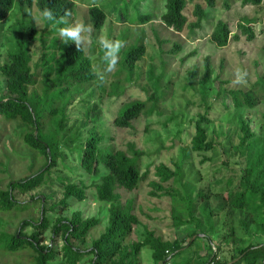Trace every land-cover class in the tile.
<instances>
[{
  "label": "rangeland",
  "instance_id": "374dc122",
  "mask_svg": "<svg viewBox=\"0 0 264 264\" xmlns=\"http://www.w3.org/2000/svg\"><path fill=\"white\" fill-rule=\"evenodd\" d=\"M76 3L75 13L69 18V23L82 22L92 25L89 19V8L96 5L107 14V21L101 30H93L90 46L85 50L91 57L96 78L91 83L73 87L75 96L66 109V130L69 135L66 141L74 140L77 133H87L89 126L85 124L86 103L96 104L100 109L99 130L106 136L105 146L114 150H123L131 154L130 146L135 144L137 149L144 152L140 160V168L148 177L139 187L130 192L118 190L121 194V205L126 207L133 202V213L137 216L139 224L134 228L125 244L131 245L143 241L149 234L165 241H180L187 244L192 227L182 225L176 227L173 220L178 213L173 207L169 196L154 197L150 195L153 190L151 183L159 181L156 169L166 164L176 169L180 161L182 148L191 145L195 133V121L208 110L212 120L209 131V140H213L215 148L212 151L197 154L191 153L190 162L185 169L186 182L196 180V186L208 183L213 194L211 204L214 209H221L214 220L217 229L225 233L233 223L230 208L220 206L227 197V184L232 179L234 187L239 183L241 176V162L238 146L241 142V120L249 122L252 131L264 135V1L260 6L243 5L242 0H216L214 7H208L205 0H189L186 15L189 24L197 22L194 15L195 5L201 4L207 16L199 27L189 25L183 32H176L162 22L167 0H73ZM228 1L229 7L226 6ZM126 22H121L119 15L125 14ZM37 6H19L10 13L8 23L0 24V64L7 62L9 53L17 48L19 37L16 32L19 26L35 21L37 30L36 41L32 47L34 61H39L43 53L48 50L52 42L57 39L56 55H61V48L65 45L58 37L57 32L52 33L53 27L43 35L45 24L38 26L36 17L39 14ZM150 15L152 20L139 24V16ZM255 22L256 38L247 41L241 36L239 41H230L229 45L219 48L211 42L212 31L219 20L228 21L234 34H239L238 25L244 19ZM123 21V20H122ZM93 26V25H92ZM94 29V28H93ZM104 36L109 40L125 41L127 50L135 45L144 44L146 53L137 62V66L130 75L121 70L124 53H119V62L115 70L107 73L106 62L103 60L104 49L98 43V37ZM28 38L24 32L22 39ZM181 49L171 53L174 47ZM47 47V49H46ZM211 58L213 67L212 82L209 84L207 95H202L200 83L205 72V59ZM35 67V65H34ZM237 70L248 73L245 84H235ZM196 75L192 78L191 73ZM38 85L31 88L40 92L42 69H39ZM103 77L101 80L100 77ZM7 79L0 76V100L8 96ZM233 92H249L255 97L256 106L249 108L244 105L237 108ZM148 101L149 108L154 107L152 115H142L133 122L132 128H117L113 120L118 116L119 110L126 104L134 101ZM20 122H7L0 116V192L8 189L13 180H20L36 174L45 163L46 158L29 148L24 140ZM31 129V128H30ZM29 130V129H28ZM80 133V134H81ZM79 135V134H78ZM79 143H73L77 146ZM64 159H59L58 166L48 176L46 184L40 188L15 196L21 202H30L35 198L47 197V205L56 204L64 198L65 185L85 184L87 199L84 202L71 201V209L62 213L64 217H71L73 212L80 211L85 218L97 217L101 225L90 233L85 243L73 241V245L86 250L92 246L106 230L109 220L110 205L98 200L93 184L97 178L85 174L77 160L72 159L76 153L63 147ZM77 159V158H76ZM62 179V180H61ZM194 185V184H193ZM169 190L178 187L174 181L164 184ZM160 192V191H158ZM223 193L215 195V193ZM161 193V192H160ZM40 205L26 212L12 210L0 211V233L12 234L17 231L24 220L37 221L40 217ZM31 234L32 229H28ZM241 244L236 245L231 240L225 241L220 236L211 234L213 250L209 241L194 238L191 253L198 257L197 264H204L206 258L213 254L216 259L211 264L231 263L237 250L247 247L250 243L264 241V237L251 238L249 231H242ZM197 240V241H196ZM49 242V241H48ZM63 246L60 238L58 249ZM219 249V250H218ZM33 252L24 250L16 254L0 250V264H33ZM92 256H85L79 264H91ZM141 264H163L153 259V251L149 247L142 249ZM259 264H262L260 262Z\"/></svg>",
  "mask_w": 264,
  "mask_h": 264
},
{
  "label": "trees",
  "instance_id": "16d2710c",
  "mask_svg": "<svg viewBox=\"0 0 264 264\" xmlns=\"http://www.w3.org/2000/svg\"><path fill=\"white\" fill-rule=\"evenodd\" d=\"M189 0H167L162 22L176 32H183L189 24L185 13ZM264 0H242L243 5L260 6ZM208 7H214L216 0H205ZM16 3L24 5H35L42 11L50 9L58 19L64 16L65 10L75 13L76 3L73 0H0V24L8 23L10 13ZM226 6L229 7L228 1ZM125 14L119 15L121 22H126L127 8ZM194 15L197 22L191 24L199 27L207 13L203 5H195ZM70 16V17H71ZM89 19L94 30H101L107 21L105 11L92 5L89 8ZM69 17V18H70ZM123 20V21H122ZM139 24H145L152 20L150 15L139 16ZM189 24V25H190ZM255 22L244 18L238 25L239 34H234L228 21L219 20L215 25L211 42L219 48L229 45L230 41H239L245 36L247 41L256 38L254 29ZM64 24L45 23L44 34L51 27L52 33ZM19 35L17 48L9 53L7 62L0 64V76L7 79L8 96L0 100V116L7 122H20L24 129L21 135L25 144L34 152L40 153L46 158L45 165L31 176L9 183L8 189L0 192V211L26 212L40 205V217L37 221L24 220L15 233H0V250L12 254L24 250L33 252V264H79L85 256H92L91 264H141L140 254L142 249L149 247L153 251V259L156 262L167 264H197L198 257L191 253L194 246L193 237L209 241L213 250V239L211 234L222 237L223 240H231L240 245L244 237L242 231H249L251 238L264 237V135H258L252 131L251 125L241 120L242 131L241 142L238 146L239 158L245 162L240 168L239 183L234 187L231 179L227 184V197L220 206L230 208L232 225L229 231L221 233L217 229L214 220L221 209H214L211 204L213 197L211 187L206 182L196 186V180L184 182L185 169L190 162L191 153H205L214 150L213 140H209V131L212 120L207 112L200 115L195 121V133L191 145L182 148L180 161L176 169L161 164L156 169L159 181L151 183L153 190L150 195L154 197L169 196L173 207L178 213L173 219L175 226L188 225L192 227L189 241L183 244L178 240L173 242L156 238L149 234L143 241L126 245L127 238L134 228L139 224L137 216L133 213V202L126 207L121 205V194L118 190L134 191L140 183L145 181L148 173L142 172L140 160L144 152L137 149L135 144L130 146L131 154L123 150H114L105 146L106 136L99 130L100 109L96 104L86 103L85 124L90 125L87 133L78 132L74 140H67L68 131L65 121L67 120L66 109L74 98L75 92L80 89L73 87L82 86L95 80L91 57L86 51H78L73 43L62 46L61 55L57 57V39H55L48 50L51 53H43L42 57L32 66L34 52L32 47L36 41L37 30L34 19L23 23L16 31ZM24 32H28V38L22 39ZM171 53H177L181 47L176 45ZM47 49V47H46ZM120 53H124L120 72L130 75L137 66V62L146 53L144 44L130 47ZM39 69H42V80H40V92L31 90L38 85ZM196 75L192 71L191 77ZM213 67L211 58L205 59V72L200 83L202 95H207L209 84L212 82ZM237 108L244 105L249 108L256 106L254 95L249 92H233ZM148 101H134L124 105L118 116L113 120L114 125L120 129L132 128L133 122L142 115H152L154 107L149 108ZM31 128V129H30ZM29 129V130H28ZM81 133V134H80ZM79 134V135H78ZM78 142L77 146L73 143ZM66 148L72 155L73 160L81 170L89 177L97 178L93 184L96 189L98 200L108 203L109 220L106 230L101 236L94 240L92 246L86 250L74 246L73 241L85 243L93 229L101 225V219L97 217L85 218L80 211L73 212L72 216L64 217L61 214L70 211L71 201L84 202L87 199L85 184H66L64 198L50 206L47 205V197H39L36 201L21 202L15 196L17 194L30 193L48 181L51 171L58 166L59 159H64L62 149ZM77 158V159H76ZM62 180V179H61ZM174 181L178 187H165L164 184ZM194 184V185H193ZM160 191V192H158ZM223 193H215L219 195ZM31 234H27L28 229ZM62 238L63 246L58 249V240ZM196 240V241H197ZM49 241V242H48ZM219 250V249H218ZM213 254L203 262L211 264L216 261L212 259ZM217 262V261H216ZM264 264V241L250 243L247 247L237 250L231 263L226 264ZM218 264H222L218 261ZM225 264V263H224Z\"/></svg>",
  "mask_w": 264,
  "mask_h": 264
},
{
  "label": "clouds",
  "instance_id": "9594fccd",
  "mask_svg": "<svg viewBox=\"0 0 264 264\" xmlns=\"http://www.w3.org/2000/svg\"><path fill=\"white\" fill-rule=\"evenodd\" d=\"M71 16L70 10H65L64 16L56 18L50 9H43L36 17V24L42 26L45 23L64 24L65 27H61L57 31L59 39L64 43H73L78 51L86 50L92 41L93 26L86 25L82 22L69 23V17ZM99 45L104 49L103 60L106 62L107 73H111L115 70L119 62V53L122 48L125 47V41L122 40H109L104 36L98 37ZM248 73L246 71L241 72L237 70L235 73V84H245L247 82L246 77ZM101 80L103 77H100Z\"/></svg>",
  "mask_w": 264,
  "mask_h": 264
},
{
  "label": "water",
  "instance_id": "95a60500",
  "mask_svg": "<svg viewBox=\"0 0 264 264\" xmlns=\"http://www.w3.org/2000/svg\"><path fill=\"white\" fill-rule=\"evenodd\" d=\"M194 238H195V237H194ZM194 238H193V240H194ZM163 264H167V261H164Z\"/></svg>",
  "mask_w": 264,
  "mask_h": 264
}]
</instances>
